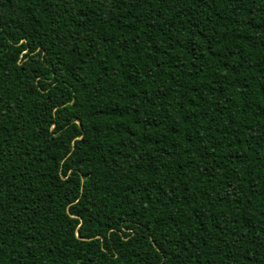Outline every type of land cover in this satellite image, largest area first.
Returning <instances> with one entry per match:
<instances>
[{
  "label": "trees",
  "instance_id": "1",
  "mask_svg": "<svg viewBox=\"0 0 264 264\" xmlns=\"http://www.w3.org/2000/svg\"><path fill=\"white\" fill-rule=\"evenodd\" d=\"M0 264H264V0H0Z\"/></svg>",
  "mask_w": 264,
  "mask_h": 264
}]
</instances>
